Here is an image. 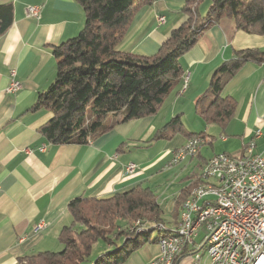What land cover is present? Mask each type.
I'll use <instances>...</instances> for the list:
<instances>
[{"label": "crops", "instance_id": "obj_1", "mask_svg": "<svg viewBox=\"0 0 264 264\" xmlns=\"http://www.w3.org/2000/svg\"><path fill=\"white\" fill-rule=\"evenodd\" d=\"M186 1L142 4L118 48L134 54L156 53L185 20ZM8 2L13 20L0 34V264H15L31 252L60 250L59 232L71 221L67 204L76 196L106 197L136 185L153 189L156 178L171 166L178 169L176 178L181 183L190 179L172 198L156 196L162 214L171 209L169 227H173L183 200L199 184L207 159L222 152L243 155V146L250 140L255 142V152L264 150V62L246 61L226 79L223 95L232 97L235 106L225 122L206 121L198 104L210 90L218 66L235 51H264V33L237 30L229 18L210 24L179 57L183 73H188L185 89L181 90L183 74L156 113L116 124L86 144H53L39 129L52 113L34 104L55 77L52 47L78 34L84 12L77 0H0V4ZM29 5H41L38 18L26 16ZM208 6V0L200 3L199 14L205 15ZM161 15L160 24L157 16ZM11 71L20 82L15 93L6 92ZM221 78H226V72ZM176 116L183 130L170 135L165 125ZM185 131L202 134L205 142L194 157L169 165L175 148L187 139ZM256 131H260L257 137ZM129 163L136 165L132 173L125 170ZM189 168L193 171L186 174ZM39 223L43 227L35 230ZM206 232L201 226L194 245L187 246L174 264L206 263ZM155 237L119 264H150L160 251Z\"/></svg>", "mask_w": 264, "mask_h": 264}, {"label": "trees", "instance_id": "obj_2", "mask_svg": "<svg viewBox=\"0 0 264 264\" xmlns=\"http://www.w3.org/2000/svg\"><path fill=\"white\" fill-rule=\"evenodd\" d=\"M77 1L84 12L83 27L76 36L52 47L55 77L38 93L34 104L52 113L39 129L53 144H86L116 124L156 113L181 81L180 55L210 24L229 18L237 30L264 33V0H208L203 16L198 5L204 0H187L182 8L185 20L159 50L152 55L134 54L121 51L118 44L138 8L149 0ZM12 20V3L0 4V34L9 29ZM246 61L264 62V51L237 50L218 66L210 90L199 98V113L206 121L221 123L231 117L235 103L223 95V86ZM165 126L172 131L170 135L183 130L179 116ZM184 133L187 138L194 135ZM67 209L71 221L58 235L62 248L31 252L15 264H119L149 241L154 227L163 223L156 195L142 185L106 197L76 196ZM136 220L140 225L129 231ZM99 241L103 246L98 245L100 252L92 256Z\"/></svg>", "mask_w": 264, "mask_h": 264}, {"label": "built area", "instance_id": "obj_3", "mask_svg": "<svg viewBox=\"0 0 264 264\" xmlns=\"http://www.w3.org/2000/svg\"><path fill=\"white\" fill-rule=\"evenodd\" d=\"M41 5H29L25 9L27 17L38 18ZM158 23L164 22V16H157ZM188 73L182 89L186 87ZM20 88V82L15 78V72L11 71L10 81L6 88L7 93H15ZM260 131H256L255 137ZM204 138L202 135H196ZM197 145V144H196ZM196 145H187V140L174 151V157L170 162L179 163L189 156ZM243 148H252V157L242 159L241 155L234 156L227 153H216L215 158L207 159V165L202 170L204 175H214L216 181H225V188L220 189V197H214V202H221V209H209L216 213V220L204 236V248L207 262L204 264H264V150L255 152V142L250 140ZM230 159L240 160V167L225 169V162ZM136 165L129 163L125 170L132 173ZM204 194H198L189 208L187 226L175 228L178 231H186V238H190L191 246L195 237L190 236V229L198 224L195 221V208L200 207ZM204 215V214H203ZM43 224L39 223L35 230H39ZM155 227H163L157 225ZM183 238H178L181 241ZM176 241H170V245ZM158 247L160 243H157ZM183 252V251H181ZM168 255V254H167ZM163 255L154 257L150 264H159ZM192 264H196L194 261Z\"/></svg>", "mask_w": 264, "mask_h": 264}, {"label": "bare ground", "instance_id": "obj_4", "mask_svg": "<svg viewBox=\"0 0 264 264\" xmlns=\"http://www.w3.org/2000/svg\"><path fill=\"white\" fill-rule=\"evenodd\" d=\"M205 142L204 138H198L197 136H192L187 139V145H196L192 152L189 153V157H194L198 153L199 147ZM216 154H214L211 158H215ZM242 159H250L252 157V148H244V154L241 155ZM175 163V162H172ZM207 165V164H206ZM205 165V166H206ZM240 167V160L230 159V162H225V169H233ZM205 168V167H204ZM204 170V169H203ZM202 177V173L200 174L199 181L200 183L192 188L190 191V196L187 198V201L183 206H181V212L179 216V224L178 227L187 226V220L189 215V208L191 204L194 202V199L198 196V194H204V198L200 202V207L195 208V221H198V224L195 225L192 229H190V236L196 237L198 230L201 226L207 229L211 227L216 220V213L214 211H207L209 209H221V202H214L212 198L220 197V189L216 188H225V181H216V186L214 184V175H204ZM204 214V215H203ZM159 231L163 227H156ZM164 229H166L164 227ZM168 229V228H167ZM170 231V230H169ZM172 231V229H171ZM173 232V231H172ZM176 233L175 236L165 235L159 237L157 243L159 244L160 253L163 255L159 259V264H173L174 260L182 253L185 247L191 244L190 238H186V231H174ZM178 238H183L181 241H178ZM170 241H176L170 245ZM159 253V254H160ZM168 254V255H167Z\"/></svg>", "mask_w": 264, "mask_h": 264}, {"label": "rangeland", "instance_id": "obj_5", "mask_svg": "<svg viewBox=\"0 0 264 264\" xmlns=\"http://www.w3.org/2000/svg\"><path fill=\"white\" fill-rule=\"evenodd\" d=\"M158 22V21H157ZM161 24V23H160ZM184 74V75H183ZM182 75V85H181V87L183 88V86H184V80H185V78H186V73H183ZM187 82H188V80H187ZM181 88V90L183 91L184 89H182ZM185 132H188V131H185ZM196 135H200V134H194V136H196ZM193 136V135H192ZM192 136H190V137H192ZM203 136V135H202ZM189 138V137H188ZM187 138V139H188ZM186 139V140H187ZM204 139H205V137H204ZM185 140V141H186ZM184 143H182L180 146H182ZM203 145V144H202ZM180 146H178L177 148H175V150H177ZM174 150V151H175ZM174 151H173V156H172V158L174 157ZM199 152V151H198ZM198 154V153H197ZM196 154V155H197ZM195 156V155H194ZM172 158L170 159V160H172ZM188 157H186L185 159H183L182 161H184V160H186ZM190 158V157H189ZM181 162V161H180ZM175 163H172V162H169V165H174ZM207 164V160H206V162H205V164L203 165V167H202V169H201V172H200V174L202 173V170L204 169V167H205V165ZM172 168H168V169H166V171L167 172H164V174H162V175H159L157 178H156V180H158L157 182H155V184H154V188L152 189L153 191H154V194L157 196V198H165V197H168V198H172V195H173V193L176 191V190H179L180 189V185H182L183 183H185L184 185H187V184H189L188 182H189V178H187L185 181H183L182 183L180 182V180L179 179H177L176 178V173H177V170L178 169H175V167L174 166H171ZM190 170H191V172L193 171V169L192 168H189L188 169V171H187V173L186 174H188V172H190ZM200 174H199V176H200ZM200 183V182H199ZM183 185V186H184ZM193 188V187H192ZM192 188L190 189V191L192 190ZM189 196H190V192L188 193V196L184 199V201L182 202V205L181 206H183L184 204H185V202L187 201V198H189ZM182 208V207H181ZM181 208H180V210H181ZM171 210V209H170ZM170 210H168V211H164L163 212V214H162V218H163V222L164 223H158V225H161V226H163V227H165L166 228V231H164V232H162V231H159L158 229H155V227H154V230L151 232V237H155L156 235L158 236V237H162V236H165V235H169L170 233H171V235H173V236H175L176 235V233L174 232L175 231V228H177V226H178V224H179V216H180V212L181 211H179V216H178V221H177V223L173 226V227H169V226H171V220L173 219V217H172V213H171V211ZM140 221H134V222H132L131 224H130V226H129V231H133L135 228V226H137V225H140ZM147 226H153V224L152 223H147ZM157 226V225H156ZM204 226V225H203ZM138 227V226H137ZM168 228V229H167ZM171 229H172V231H171ZM170 230V231H169ZM199 231V230H198ZM198 234V233H197ZM156 241H157V239H156ZM98 244H96L95 246H94V250H93V252H92V256H94V255H96V254H98L100 251V249L98 248V245L99 246H103V243L101 242V241H99V242H97ZM188 246H191V244L190 245H188ZM186 248V247H185ZM184 248V249H185ZM184 251V250H183ZM160 253V252H159ZM158 253V255H161V253L159 254ZM182 254V253H181ZM180 254V255H181ZM179 255V256H180ZM178 256V257H179ZM177 257V258H178ZM176 258V259H177ZM175 261L176 260H174V262H173V264L175 263ZM196 264H197V262H196Z\"/></svg>", "mask_w": 264, "mask_h": 264}]
</instances>
